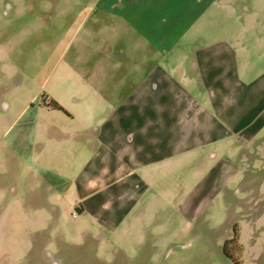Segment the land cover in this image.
I'll return each mask as SVG.
<instances>
[{"label":"rangeland","instance_id":"obj_1","mask_svg":"<svg viewBox=\"0 0 264 264\" xmlns=\"http://www.w3.org/2000/svg\"><path fill=\"white\" fill-rule=\"evenodd\" d=\"M165 1L171 16L181 8L182 0H156L142 17L164 18ZM214 1L198 32L245 51L233 134L221 148L175 155L183 165L133 189L140 199L105 228L78 211L84 172H101L83 170L101 120L80 116L101 112L92 84L113 81L118 60L155 48L138 38L147 28L127 22L132 6L141 17L152 0H0V264H264V0ZM171 48L193 52L190 42ZM51 99L73 116L48 106ZM136 169L126 166L127 181ZM102 181L88 190L116 182ZM95 199L99 209L106 196ZM234 230L233 261L222 246Z\"/></svg>","mask_w":264,"mask_h":264},{"label":"crops","instance_id":"obj_2","mask_svg":"<svg viewBox=\"0 0 264 264\" xmlns=\"http://www.w3.org/2000/svg\"><path fill=\"white\" fill-rule=\"evenodd\" d=\"M155 1L144 4L145 8L140 6L141 17L136 16L132 6L133 19L127 20L140 25L143 32L147 28L145 34L136 30L138 38L144 35L155 48L128 52L123 58L128 64L118 60L113 81L92 84L94 90L95 86L101 90L96 92L102 96H99L100 113L95 108L84 113L86 116L76 111L83 121L101 120L100 126L95 127L100 144L93 147L83 166V170L90 166L91 170L100 168L101 172L95 170L91 175L84 172L82 184L87 191L77 194L76 199L83 202L79 203L78 211L92 212L105 228L133 208L140 199L141 193L135 191L141 184L147 187L162 175L166 177L172 168L183 165L174 160L175 155L181 157L192 149L221 148L222 140L233 134V105L240 101L237 89L245 87L236 77L239 66L246 64L245 51L233 49L223 37H207L205 31L198 32L200 28L206 30L202 16L215 5L214 0H182L181 8L172 12V16L165 1L159 8L166 16L157 22L141 15L146 9L151 12ZM206 20L211 25L215 22ZM179 41L182 45L192 43V54L186 51L190 48L182 51L171 48ZM141 53L150 56L148 65ZM105 54L111 56L108 51ZM104 67L108 72L107 66ZM249 87L251 84L246 88ZM88 129L92 130L90 126ZM127 165H135L138 170L130 181L127 179L132 174L125 171ZM158 166L162 170L156 173ZM111 169H116L115 173ZM105 179L116 182L88 190L102 185ZM98 194H104L106 199L99 209H94L92 204Z\"/></svg>","mask_w":264,"mask_h":264},{"label":"trees","instance_id":"obj_3","mask_svg":"<svg viewBox=\"0 0 264 264\" xmlns=\"http://www.w3.org/2000/svg\"><path fill=\"white\" fill-rule=\"evenodd\" d=\"M48 106H51L54 109H59L62 110L61 106L54 100H50L48 103ZM238 243V237L236 234V230H234V234L231 238L225 240L223 242L222 250L223 253L226 257H228L230 260H233V254L232 252H229L228 249L230 248L231 250L233 249V244ZM234 261V260H233Z\"/></svg>","mask_w":264,"mask_h":264},{"label":"flooded vegetation","instance_id":"obj_4","mask_svg":"<svg viewBox=\"0 0 264 264\" xmlns=\"http://www.w3.org/2000/svg\"><path fill=\"white\" fill-rule=\"evenodd\" d=\"M49 103V102H48Z\"/></svg>","mask_w":264,"mask_h":264}]
</instances>
